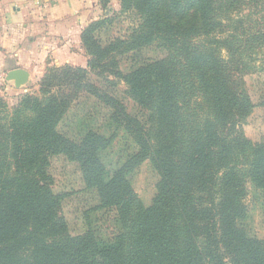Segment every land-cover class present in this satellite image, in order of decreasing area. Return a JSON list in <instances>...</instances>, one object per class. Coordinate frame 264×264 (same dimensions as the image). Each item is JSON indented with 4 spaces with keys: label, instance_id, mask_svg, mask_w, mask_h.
I'll use <instances>...</instances> for the list:
<instances>
[{
    "label": "trees",
    "instance_id": "1",
    "mask_svg": "<svg viewBox=\"0 0 264 264\" xmlns=\"http://www.w3.org/2000/svg\"><path fill=\"white\" fill-rule=\"evenodd\" d=\"M109 1L99 0L105 8ZM237 2L120 0L138 18L128 38L103 46L95 32L106 20L91 22L80 33L86 67L49 66L40 78L41 98L25 94L9 114L2 112L0 264H264V241L244 227L247 183L264 195V140L252 143L242 128L255 105L240 74L248 75L252 60L246 62L236 35L223 37L215 15V6L228 10ZM259 38L264 45V29ZM156 41L165 58L125 75L117 70L116 55ZM94 73L111 85V76L125 83L137 114L99 89ZM187 81L202 93L192 115L181 106ZM81 93L110 109L111 121L136 146L108 179L100 153L112 138L88 132L77 143L57 132ZM59 156L77 166L97 202L84 211L87 229L76 236L62 216L66 194L53 189L51 159ZM147 159L159 181L143 207L128 176ZM103 210L115 211L121 228L107 240L89 218Z\"/></svg>",
    "mask_w": 264,
    "mask_h": 264
},
{
    "label": "rangeland",
    "instance_id": "2",
    "mask_svg": "<svg viewBox=\"0 0 264 264\" xmlns=\"http://www.w3.org/2000/svg\"><path fill=\"white\" fill-rule=\"evenodd\" d=\"M29 1L32 4L34 0ZM36 1L37 5L34 6H38L36 12L39 11L37 15L42 17L43 22L50 15L48 11L55 10V2L57 3L56 8L58 10L61 8L58 5L60 0ZM70 1L72 8L75 9L76 17L79 20L77 25L81 26V31L91 22L106 20L104 26L95 32L96 39L103 46L115 39L128 38L132 28L138 22L137 15L134 12L122 10L120 0H110L106 8L99 0H68L69 3ZM224 14L226 17H224ZM215 15L222 22L220 32H224L225 36L223 37L230 34L236 35L238 45L241 43L240 45L245 48L243 54L247 56L246 62H250V58L252 60L250 66H248V75H244L246 71L244 74H240L243 89L247 91L255 105L251 114L243 122L242 128L245 136L252 143L262 141L264 140V105H262L264 101V45L259 35L264 29V0H238L237 4L234 7H228V10L225 9L224 5L218 10L215 6ZM255 38L257 39L255 40ZM61 41H55L59 48L62 46ZM243 41L246 44H242ZM159 44L160 42L156 41L137 52L116 55L117 70L125 75L145 61L165 58L167 52ZM71 45L77 61L82 62L83 56L88 58L81 44L75 41ZM223 56H228V54L223 52ZM45 60L47 61L45 71L49 66H56L52 64L53 58L49 53L46 55ZM71 66L80 67L79 65ZM238 74L236 73L234 77L236 81L237 78H240ZM5 76L6 74L0 73L1 116L2 112L9 114L25 94L41 98L38 92L40 79H30L25 86L16 89L13 83L5 81ZM104 77L105 75L96 77L95 73L90 74V79L99 89L122 101L129 113L137 114L138 109L126 95L125 83L119 81L117 77H107L113 82L111 85L105 81ZM185 78L187 77L185 76ZM182 89L184 94H182L181 106L184 113L188 115L196 114L197 109L199 110L197 105L202 99V93L195 91V88L193 89L188 81ZM110 116V109L98 99L88 93H81L71 103L57 126L58 133L77 143L88 132H95L106 138H112L109 147L100 153L101 161L106 168V179L111 177L136 150L135 144L124 128L114 124ZM153 126H155L154 123ZM50 172L54 180V191L66 194L62 203V216L68 224L70 235L76 236L84 233L87 229L84 211L92 208L97 203L93 193L84 190L77 166L63 157L59 156L51 159ZM128 179L136 195L137 203L143 207L150 206L159 181V176L150 160H145L139 168L129 174ZM243 204L247 212L244 220L246 232L249 236L264 241V195L250 183H247ZM89 218L93 223L92 227L103 240H107L121 232L119 224L115 222L116 213L113 210H103L90 215Z\"/></svg>",
    "mask_w": 264,
    "mask_h": 264
},
{
    "label": "crops",
    "instance_id": "3",
    "mask_svg": "<svg viewBox=\"0 0 264 264\" xmlns=\"http://www.w3.org/2000/svg\"><path fill=\"white\" fill-rule=\"evenodd\" d=\"M28 1L0 0V73L20 68L29 73L30 79L39 80L45 72L48 53L53 65L85 67L86 56L82 62L77 61L71 45L75 41L81 44V26L77 25L79 20L71 1L60 0L59 10L55 2L56 13L48 11L45 22L37 15V1ZM55 41H61L62 46L59 48Z\"/></svg>",
    "mask_w": 264,
    "mask_h": 264
},
{
    "label": "water",
    "instance_id": "4",
    "mask_svg": "<svg viewBox=\"0 0 264 264\" xmlns=\"http://www.w3.org/2000/svg\"><path fill=\"white\" fill-rule=\"evenodd\" d=\"M29 73L23 69L15 68L6 73L5 81L13 83L16 89L25 86L29 82Z\"/></svg>",
    "mask_w": 264,
    "mask_h": 264
}]
</instances>
